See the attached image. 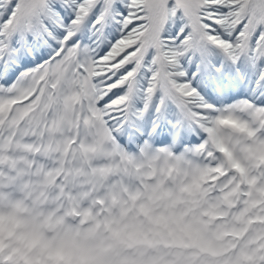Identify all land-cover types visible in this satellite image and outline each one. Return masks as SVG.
I'll use <instances>...</instances> for the list:
<instances>
[{"label": "snow or ice", "instance_id": "obj_1", "mask_svg": "<svg viewBox=\"0 0 264 264\" xmlns=\"http://www.w3.org/2000/svg\"><path fill=\"white\" fill-rule=\"evenodd\" d=\"M0 264H264V0H0Z\"/></svg>", "mask_w": 264, "mask_h": 264}]
</instances>
